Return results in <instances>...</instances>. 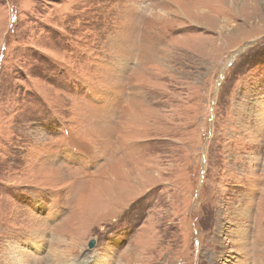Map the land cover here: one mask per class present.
I'll return each mask as SVG.
<instances>
[{
    "label": "rangeland",
    "instance_id": "rangeland-1",
    "mask_svg": "<svg viewBox=\"0 0 264 264\" xmlns=\"http://www.w3.org/2000/svg\"><path fill=\"white\" fill-rule=\"evenodd\" d=\"M0 264H264V0H0Z\"/></svg>",
    "mask_w": 264,
    "mask_h": 264
},
{
    "label": "water",
    "instance_id": "water-1",
    "mask_svg": "<svg viewBox=\"0 0 264 264\" xmlns=\"http://www.w3.org/2000/svg\"><path fill=\"white\" fill-rule=\"evenodd\" d=\"M95 245H96L95 241L94 240H91L90 243H89V245H88V249L89 250H92L95 247Z\"/></svg>",
    "mask_w": 264,
    "mask_h": 264
},
{
    "label": "bare ground",
    "instance_id": "bare-ground-1",
    "mask_svg": "<svg viewBox=\"0 0 264 264\" xmlns=\"http://www.w3.org/2000/svg\"><path fill=\"white\" fill-rule=\"evenodd\" d=\"M95 211V210H94Z\"/></svg>",
    "mask_w": 264,
    "mask_h": 264
}]
</instances>
